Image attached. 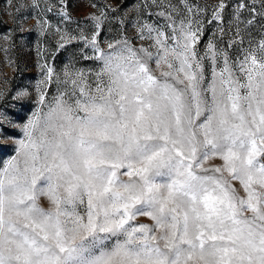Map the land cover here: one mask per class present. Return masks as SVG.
Returning <instances> with one entry per match:
<instances>
[{
	"label": "snow or ice",
	"instance_id": "1",
	"mask_svg": "<svg viewBox=\"0 0 264 264\" xmlns=\"http://www.w3.org/2000/svg\"><path fill=\"white\" fill-rule=\"evenodd\" d=\"M138 31L155 53L101 52L0 166V264H264V39L234 60L183 20Z\"/></svg>",
	"mask_w": 264,
	"mask_h": 264
},
{
	"label": "rangeland",
	"instance_id": "2",
	"mask_svg": "<svg viewBox=\"0 0 264 264\" xmlns=\"http://www.w3.org/2000/svg\"><path fill=\"white\" fill-rule=\"evenodd\" d=\"M156 2L161 6L153 0H0V133L9 137L0 138L4 145L0 166L15 155L16 142L24 139L23 128L30 120L47 119L56 97L64 95L68 100L65 93L73 91L70 81L78 71L94 87L96 73L103 66L101 52L119 50L117 41L127 38L132 47L155 53L154 40L139 38L141 24L160 27L169 36L171 28L178 29L183 20L185 25L191 23L193 31L200 30L195 44L200 56H205L211 43L217 52L226 50L234 60L242 58L241 48L255 51L259 58L258 45L264 39L262 0ZM204 63L207 69L209 60ZM150 66L156 67L154 62ZM48 68L53 70L51 79ZM155 74L159 76V71ZM213 162L222 163L218 158L209 164ZM131 223L153 222L138 216Z\"/></svg>",
	"mask_w": 264,
	"mask_h": 264
}]
</instances>
